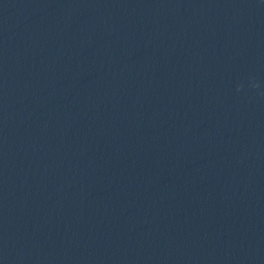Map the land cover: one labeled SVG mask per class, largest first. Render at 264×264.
Segmentation results:
<instances>
[{"label": "clouds", "instance_id": "clouds-1", "mask_svg": "<svg viewBox=\"0 0 264 264\" xmlns=\"http://www.w3.org/2000/svg\"><path fill=\"white\" fill-rule=\"evenodd\" d=\"M248 80H249V86L251 88H259L260 87L259 83L256 81V78L254 76H250L248 78ZM243 88H244V84L243 83L237 85V91H241ZM260 94L264 95V92H261Z\"/></svg>", "mask_w": 264, "mask_h": 264}]
</instances>
